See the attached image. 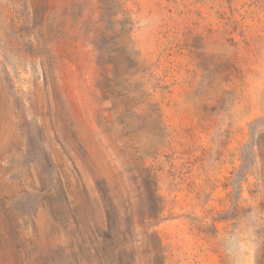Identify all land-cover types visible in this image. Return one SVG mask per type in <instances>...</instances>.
<instances>
[{
	"label": "rangeland",
	"instance_id": "1",
	"mask_svg": "<svg viewBox=\"0 0 264 264\" xmlns=\"http://www.w3.org/2000/svg\"><path fill=\"white\" fill-rule=\"evenodd\" d=\"M0 264H264V0H0Z\"/></svg>",
	"mask_w": 264,
	"mask_h": 264
}]
</instances>
